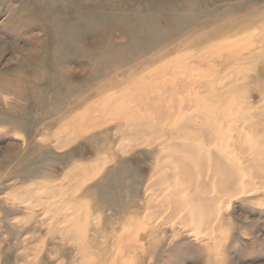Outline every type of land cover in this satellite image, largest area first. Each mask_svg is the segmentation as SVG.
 <instances>
[{
    "label": "rangeland",
    "instance_id": "374dc122",
    "mask_svg": "<svg viewBox=\"0 0 264 264\" xmlns=\"http://www.w3.org/2000/svg\"><path fill=\"white\" fill-rule=\"evenodd\" d=\"M237 15L264 19V0H0V264H60L61 257L69 260L83 255L96 259L99 247L113 252L121 244H105L101 239L121 224H132V217L137 221L144 218L147 187L161 156L158 143L138 144L120 153L118 139L112 138L115 121L111 113L104 116L111 124L106 131L102 127L76 132L68 127V120L101 95L93 91L122 79L130 70L156 72V64L169 55H186L183 61L189 63L190 55L208 45L214 49L217 45L213 43L223 37L217 31L229 30L220 24H231ZM242 21L245 18L230 29L241 28L225 33L255 25ZM247 29L243 36L241 32L230 35V40L238 38L229 46L244 53L245 60L239 58L232 66L233 70L250 69L251 82L239 78L226 83L228 66L224 68L222 60L211 61L203 70L204 78L212 75L225 84L213 82L215 99L207 106L248 102L254 97L250 91L253 82L264 92V29ZM176 46L173 53L145 65L149 57ZM228 85L239 87L228 93ZM256 108L243 107L244 114L237 118L243 121L236 126L226 120L227 110L212 116V122L230 123L223 126V136L242 134L244 148L247 144L264 146V131L252 132L254 123L264 122V111L259 114ZM212 142V149L221 148L217 152L230 155H226L229 162L251 157L231 146L217 147V139ZM89 160L96 163L92 175L71 179L70 170ZM249 171L255 172L249 168L240 173L244 176L238 188L241 193L223 195L218 202L217 215L223 221L219 225L213 221L209 233L202 225H194L191 233L173 221H143V227L165 228L167 236L154 233L149 243L158 252L153 260L148 255L142 264H264V183ZM26 185L34 193L22 192ZM72 190L76 191L73 197ZM72 201L77 209L69 211L66 205ZM65 210L69 223L51 219ZM39 222L43 227L34 229ZM176 230L179 235L173 237Z\"/></svg>",
    "mask_w": 264,
    "mask_h": 264
},
{
    "label": "bare ground",
    "instance_id": "6f19581e",
    "mask_svg": "<svg viewBox=\"0 0 264 264\" xmlns=\"http://www.w3.org/2000/svg\"><path fill=\"white\" fill-rule=\"evenodd\" d=\"M244 18L245 21H242V23L248 22L250 24L254 23L255 25H245L243 27H249L248 29L252 27L264 29V19L256 21L257 16L246 15L233 16L231 19V24H227L226 21L222 22L220 26L224 24L225 27L223 28L229 29L227 31L232 32L237 28H241L238 26L235 29H230L233 28V23L236 22L237 24L241 19L244 20ZM246 29L247 28H243L240 31L231 33L229 35L225 33L227 31L223 30L222 28L219 29L217 33H221L219 36L223 37L219 40V42L213 43L217 45V47L213 49L212 47L209 48L208 45L204 49L198 51V53L190 55L189 58L191 59V62L189 60V63H185L188 59L183 61L186 55L178 56L172 54L167 56L168 58L166 59H161L159 63L156 64V72L145 73L142 70L144 72L142 73L140 72L141 70H137V74L136 72L130 70L122 79H115L116 81L106 83V85H104L101 90L97 88L96 91H93L92 93L97 92L101 93V95H96V98L92 102L88 103L81 112H78L77 114L70 117L67 123L68 127L75 129L76 132L95 130L102 127H104L106 131L107 128L111 126V124L104 120V116L111 113L114 116L115 121L112 132V136L114 135L115 137L112 138L118 139L116 147L119 149L118 151L120 153H126L129 151V148H132L138 144L151 145L153 143H158V149L161 156L160 160L155 162L157 165L155 168H153L154 172H152L151 175L152 179L147 187L149 189V193L147 197V204H145L144 209V220L140 218V220L137 221V217H132L130 218V221H133L134 219L132 224L129 223L128 226L121 224V228L119 227L111 234H105L101 239V242L105 244L110 243V241L112 244H117L119 242L121 244H117L118 246L113 248V252L108 247H99L97 249L99 255L96 259H90L84 255L81 258L78 256L76 258L72 257L69 260L61 257L58 263L142 264L145 259H147L146 257L148 255L151 256L150 259L153 260L156 257L158 251H153L154 249L149 243V239H151L156 231L157 234L161 232L163 237L167 236V232L165 228H158L159 230H154L153 227H143L141 225L143 221H145L147 224H149L151 221L155 222L154 220L157 219L161 220V223L163 224L173 221L175 224L188 227V231L191 233H194V231H192V229H195L194 225H202L209 233L212 231L213 221H215L217 225L223 221L221 216L217 215L218 208L216 211V206L218 205V202L221 200L222 196L232 193L236 195L238 190L239 193H241L240 189L238 188H240L239 186L243 181L242 178L244 176H240V173L243 170L249 168L251 170L252 168L255 172L252 175L249 171L251 176L259 180V182L264 183V146L258 147L246 143L248 146L244 148V142L242 141V138L244 137H242L240 131L239 133L234 132L236 135L240 134L235 137H232L233 135L230 136L229 134L228 137L227 134L226 136H223V126L225 127L226 123L224 122L223 124H216L215 122H212V118L214 119L212 116H215L216 113L221 114L222 111L227 110V112L224 114L226 115V120L228 118V122L230 120L231 124L235 126L239 125L238 123H241L243 120L237 118L244 114L242 112V108L246 106L248 107V105H252L254 107L257 105L256 109L258 110L259 114L263 113L264 92L260 91V87H257L258 82H253L254 89L252 88L250 91L252 94H254V97L251 96L248 98V102L244 100L237 105L229 104L227 107L223 106L225 104L223 103L221 106H219V108L212 107V105L210 107L206 105L215 99V97L212 95V93H215L212 91V85L214 81H217V84H220V86L225 84V82L232 84L231 81L239 80V78L243 80L244 83L251 82L250 69L246 70L244 67V69L239 68L233 70V66L235 65H233V62L242 57L244 59V53L229 46L236 42L238 38L233 37L230 40V35L235 36L241 32V36H243L246 33V31H244ZM192 41L197 43L195 38ZM220 42H224L223 45H219ZM177 48L178 46L169 47L166 50L160 51L156 55L149 57L145 65L152 64L154 59L158 57H163L164 55L173 53ZM253 54L255 53L253 52ZM221 60L223 67L226 68L228 66L229 68V70L224 69L227 72V74L225 73L227 80H225V82L218 81L220 78H213L212 75H208L206 78H204L205 73L203 74V70L207 68L205 66L209 67L211 61L220 62ZM201 63L204 64V68H202L203 65H201ZM194 67H197L198 71H194ZM146 68L147 67H145V69ZM170 73H174V77H172L173 75L171 76ZM194 73L197 74L195 75ZM217 75H219V73ZM117 85L122 86L118 87ZM238 87V85H228L226 91L228 93L233 92V90L237 89ZM79 102L82 101H78V103ZM80 105L82 106V104ZM212 108H217L218 111L212 112ZM62 125L64 126V124ZM231 129L232 128H230V130ZM242 130L243 131L241 132L245 135L244 132L246 131H244V129ZM262 131H264V122L259 121L258 123H254L252 125V132L258 134ZM215 139H217V142L220 144L219 145L217 143V147L224 148L226 145L231 146L233 149L236 148L243 153L245 152V155L246 153L251 154V157H241V162V159H236L240 163L237 161L235 163L231 161L229 162L226 160V155L228 154L225 153L226 155L224 156L220 154L222 152H217L220 151L221 148H217V151L214 149V147L212 149V141H215ZM228 156L230 157V155ZM110 157H112V155H110ZM95 168L96 163L93 160L86 161L83 164L81 162V164L74 166V169H69V176L74 180L77 176L88 179L92 175ZM65 177L67 178V176ZM35 182L34 184L38 183V181L37 183ZM75 185L77 187V184ZM161 185L164 187L159 188ZM27 186L28 185L25 187L22 186L24 189L21 191H24L26 194L30 193L31 195L32 187L30 189V187ZM154 190H158L157 192L159 196H156V192L154 193ZM46 191L52 192L53 194L55 192L52 188L46 189ZM74 192L76 191H71V197L76 194ZM152 193H154V196ZM75 202L76 201H72V203L67 202L70 204L66 205V208L69 211L77 209V204ZM81 206H83L82 201ZM84 208H86V204ZM65 211L66 212L64 213H57L56 215L54 214L53 218L51 219L55 222H59L60 219H63L64 221L67 220L65 218H69L67 216L69 211ZM67 221L69 223V219ZM42 225L44 224L39 222L38 224L34 225L33 228L37 229ZM158 225L159 224H157V226ZM81 231L82 229H80L78 232L81 234ZM177 235H179V231L176 230L173 232L172 236L178 237ZM85 240V237H83L81 234V242L84 243ZM74 247H76V244ZM89 253L90 251L85 254L89 255Z\"/></svg>",
    "mask_w": 264,
    "mask_h": 264
}]
</instances>
